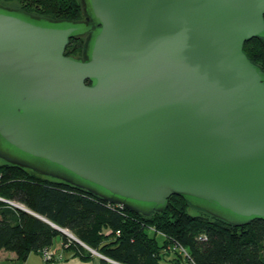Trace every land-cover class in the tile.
I'll return each mask as SVG.
<instances>
[{
	"label": "water",
	"instance_id": "water-1",
	"mask_svg": "<svg viewBox=\"0 0 264 264\" xmlns=\"http://www.w3.org/2000/svg\"><path fill=\"white\" fill-rule=\"evenodd\" d=\"M82 3L86 21L0 5V159L145 216L178 195L264 220V70L243 51L264 0Z\"/></svg>",
	"mask_w": 264,
	"mask_h": 264
},
{
	"label": "trees",
	"instance_id": "trees-1",
	"mask_svg": "<svg viewBox=\"0 0 264 264\" xmlns=\"http://www.w3.org/2000/svg\"><path fill=\"white\" fill-rule=\"evenodd\" d=\"M16 1L24 12L50 20L81 21L84 14L79 0ZM80 40L72 38L69 44ZM243 51L264 70V38L246 41ZM0 198V251L13 252V264H26L28 253H40L57 237L68 244L65 250L82 260L93 257L84 244L115 264H182L185 260L194 264H264L263 219L231 225L201 210L190 212L195 209L178 195L170 196L161 212L145 216L2 161ZM12 201L49 223L16 208ZM55 226L70 231L80 243ZM177 246L184 248L187 256L183 257Z\"/></svg>",
	"mask_w": 264,
	"mask_h": 264
},
{
	"label": "rangeland",
	"instance_id": "rangeland-1",
	"mask_svg": "<svg viewBox=\"0 0 264 264\" xmlns=\"http://www.w3.org/2000/svg\"><path fill=\"white\" fill-rule=\"evenodd\" d=\"M79 2L81 3V6L83 8L82 0H79ZM23 4H25V2ZM0 5L8 7V8H11V9H17L20 6L19 2L16 1V0H11V1H6V2H4L3 0H0ZM83 12H84V8H83ZM84 16H85V12H84V14H82L81 20L85 18ZM85 41H86V37H83V38H81V40L79 42H74V41L71 42L68 45L66 52L69 53V54L75 55V56H80L81 53H82V49H83V45H84ZM1 163H2V160L0 159V164ZM0 199H2V198H0ZM3 200H5V199H3ZM12 202H13V204L24 206L23 204H21L19 202H16V201H12ZM190 212L196 214L197 210L196 209L195 210H190ZM65 232H66V234L65 233L64 234L67 237H69L70 239H72L70 237V235H72L74 238H76V236H74L70 231L65 230ZM54 242L52 244L53 246L51 245L49 248L42 249L40 251V253H37V252L28 253V255L26 257V260L29 257L28 258V264H49V262H51L54 259L55 255H58L57 257H59V259H64V256H70V257H67V258L74 257L72 252L65 250V248H66V246L68 244H64L61 241L60 237L55 238ZM57 246H58V248H56ZM83 247L85 249L89 250L92 253L93 257H97L98 259H101L102 257H104V256H102L101 254H99L98 252H96L95 250L91 249L90 247H88L86 245H83ZM55 248H56V252L54 251ZM176 248H177L178 251H180V247L177 246ZM57 250H59L61 252L58 254ZM11 253L14 254L13 252L3 251V253L0 255V264H13L14 262H16V257L15 256L14 257L11 256L10 255ZM105 258H102V259H104L106 261V264H115L110 259H108V258L105 259ZM98 259H94L93 262L89 263V264H99V263L105 264L103 262H100L101 260L99 261ZM80 260H81V262L83 261L82 259H80ZM85 261H87V260H84V262Z\"/></svg>",
	"mask_w": 264,
	"mask_h": 264
},
{
	"label": "crops",
	"instance_id": "crops-1",
	"mask_svg": "<svg viewBox=\"0 0 264 264\" xmlns=\"http://www.w3.org/2000/svg\"><path fill=\"white\" fill-rule=\"evenodd\" d=\"M55 243V242H54ZM53 246V245H52ZM58 248V246L56 247ZM56 248H55V252H56ZM58 251V254L61 252L59 250ZM3 253V251H0V255ZM5 253V252H4ZM11 256H15L14 254H10ZM58 255H55L54 256V259L49 262V264H89V263H92L94 259H98L97 257H92L90 260H87L84 262V260L81 262V260L78 258V257H72V258H67V257H70V256H64V259H59V257H57ZM29 258V257H28ZM28 258L26 260V264H28ZM100 261V259H98ZM101 262V261H100ZM99 264H102V263H99ZM106 264V263H105Z\"/></svg>",
	"mask_w": 264,
	"mask_h": 264
},
{
	"label": "built area",
	"instance_id": "built-area-1",
	"mask_svg": "<svg viewBox=\"0 0 264 264\" xmlns=\"http://www.w3.org/2000/svg\"><path fill=\"white\" fill-rule=\"evenodd\" d=\"M179 253H181V254L183 255V257L187 256V252H186V250H185L184 248H182V247H180V251H179ZM112 262H113V261H112ZM114 263H115V262H114ZM183 264H194V263L185 260Z\"/></svg>",
	"mask_w": 264,
	"mask_h": 264
},
{
	"label": "flooded vegetation",
	"instance_id": "flooded-vegetation-1",
	"mask_svg": "<svg viewBox=\"0 0 264 264\" xmlns=\"http://www.w3.org/2000/svg\"><path fill=\"white\" fill-rule=\"evenodd\" d=\"M82 21H86L85 18H84ZM86 36H87V35H82V36H80V37L83 38V37H86ZM68 55H71V54H68ZM72 56H74V55H72ZM76 57H82V53H81L80 56H76Z\"/></svg>",
	"mask_w": 264,
	"mask_h": 264
}]
</instances>
